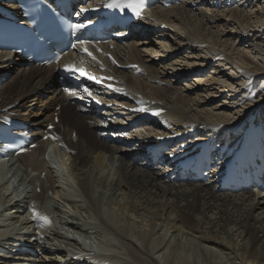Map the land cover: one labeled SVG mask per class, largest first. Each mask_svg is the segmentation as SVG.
Segmentation results:
<instances>
[{"label": "bare ground", "instance_id": "bare-ground-1", "mask_svg": "<svg viewBox=\"0 0 264 264\" xmlns=\"http://www.w3.org/2000/svg\"><path fill=\"white\" fill-rule=\"evenodd\" d=\"M13 1L0 0L16 10ZM137 26L133 44L92 47L95 60L84 62L112 75L125 92L111 114L158 111L157 129L137 135L139 142L118 134L86 93L64 90L53 68L27 63L17 75L0 77L7 80L0 86V116L17 115L41 137L52 125L58 137L55 144L38 141L17 159L25 177L0 165V264H264V193L218 192L215 180L167 181L164 172L172 168L161 172L140 160L147 143L173 130L231 129L217 136L220 142L231 141L248 117L260 114L257 122L264 123V0H183L145 12ZM155 42L162 53L152 50ZM71 59L78 56L63 64ZM10 60L24 61L0 53V65ZM114 63L138 69L125 73ZM219 99L225 101L212 108ZM49 148L62 180L47 160ZM30 207L51 223L37 227ZM89 233L107 258L74 260L71 251L84 246L77 235L89 247L97 243ZM18 243L42 255H10Z\"/></svg>", "mask_w": 264, "mask_h": 264}, {"label": "rangeland", "instance_id": "rangeland-1", "mask_svg": "<svg viewBox=\"0 0 264 264\" xmlns=\"http://www.w3.org/2000/svg\"><path fill=\"white\" fill-rule=\"evenodd\" d=\"M172 8V7H171ZM235 9V8H234ZM156 35V34H155ZM147 38V37H146ZM140 39V38H139ZM142 39V38H141ZM152 39V37L150 38V40ZM154 39V38H153ZM145 40V39H144ZM158 44H156V42H155V45L152 47V50H156L157 52H159V54L160 53H162V49L160 48V47H158L157 46ZM140 48V47H139ZM157 48V49H156ZM158 48H160V50L158 49ZM174 61V60H176L175 58H171L170 59V61ZM28 62H25V61H19V62H16V61H14V60H10V61H8V62H6V64L3 66V65H0V77H5V75L6 74H12V77L13 76H15V75H17V73L22 69V68H26L27 66H28V64H27ZM51 69H52V67H50ZM156 69L157 70H159V72H161V69H159V67L157 66L156 67ZM211 70H208V72H206L207 74L210 72ZM5 81H7V80H5ZM5 81H3L2 83L0 82V86H6V82ZM184 82V83H183ZM187 83V81H182L180 84V87L182 86V85H185ZM225 101V99H219V100H217V101H215L216 103H214L213 101V103H211V106H212V104H215V105H218V104H221V102H224ZM218 103V104H217ZM212 108H214L213 106H212ZM242 109V107H239V110L238 111H240ZM36 110H37V108H35V109H33L32 110V113H31V115H34L35 113L34 112H36ZM68 114H70V115H68ZM72 113H71V111L70 112H68L67 114H66V120L68 121V122H74V117L71 115ZM68 115V116H67ZM71 121H70V120ZM214 123H219V122H213V124ZM19 164V163H18ZM18 164H15L14 166H12V168H10V170H9V174L10 175H15V172H18L20 175H24V177H25V174L23 173V171H21L20 169H21V167H23L22 165H21V163L18 165ZM17 165H18V168H17ZM17 168V169H16ZM13 169H15V170H13ZM13 170V171H12ZM18 170V171H17ZM12 171V172H11ZM21 173H20V172ZM12 173V174H11ZM17 177V176H16ZM18 178V177H17ZM42 178H45V174H43V176H42ZM14 180H15V178H14ZM49 184H47V186H48ZM23 189L25 188V186L24 187H22ZM32 187H28V190H29V192H33V188L31 189ZM40 192H41V190H39L38 189V193L40 194ZM30 194H34V193H30ZM52 196L53 194L52 193H50L49 192V196ZM34 199V198H33ZM34 201H36V202H38L37 200H34ZM51 204V207H50V209L52 208V203H50ZM51 211H52V209H51ZM55 216H57V214L55 213ZM88 225V224H87ZM90 227L91 226H88V227H86V229H90ZM90 234V233H89ZM92 234V235H91ZM90 235L92 236V237H94L93 239V241H94V243H96L97 242V240H95V234L94 233H91ZM77 238H79V239H81V240H84V237L83 236H81V234H79V235H77ZM96 241V242H95ZM96 246H97V248L98 249H102V247L101 246H99L98 245V242L95 244ZM113 258H116V257H113Z\"/></svg>", "mask_w": 264, "mask_h": 264}, {"label": "snow or ice", "instance_id": "snow-or-ice-1", "mask_svg": "<svg viewBox=\"0 0 264 264\" xmlns=\"http://www.w3.org/2000/svg\"><path fill=\"white\" fill-rule=\"evenodd\" d=\"M105 6L108 8H118L121 11L127 9V10L131 11L135 16H140L144 10V7H145L143 0H111V2ZM73 27L78 30V29L84 27V25L76 24ZM73 47H75V45H73ZM83 51L86 52L89 56H91L93 60H95V56H93L91 52H88L87 48H84ZM113 62H115V61H113ZM64 71L68 72L69 74H78L81 77H86L87 79L92 80L95 83L101 82V80L99 78L88 73L84 68L78 67L74 64L64 65ZM116 90L120 91V89H116ZM84 91L88 92V95H90V96L92 95L91 91H89V89L87 87L84 88ZM140 110L143 111L144 109H140ZM156 114L158 115L159 113H156ZM41 219L45 220L46 222L48 220L47 217H41Z\"/></svg>", "mask_w": 264, "mask_h": 264}]
</instances>
